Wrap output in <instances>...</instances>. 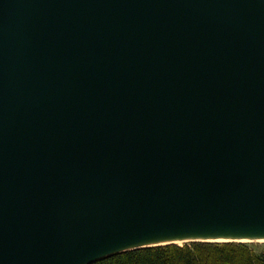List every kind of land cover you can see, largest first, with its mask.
Here are the masks:
<instances>
[{
    "label": "water",
    "instance_id": "1",
    "mask_svg": "<svg viewBox=\"0 0 264 264\" xmlns=\"http://www.w3.org/2000/svg\"><path fill=\"white\" fill-rule=\"evenodd\" d=\"M216 226L264 227V0H0V264Z\"/></svg>",
    "mask_w": 264,
    "mask_h": 264
},
{
    "label": "trees",
    "instance_id": "2",
    "mask_svg": "<svg viewBox=\"0 0 264 264\" xmlns=\"http://www.w3.org/2000/svg\"><path fill=\"white\" fill-rule=\"evenodd\" d=\"M90 264H264V250L250 242L192 241L130 249Z\"/></svg>",
    "mask_w": 264,
    "mask_h": 264
},
{
    "label": "bare ground",
    "instance_id": "3",
    "mask_svg": "<svg viewBox=\"0 0 264 264\" xmlns=\"http://www.w3.org/2000/svg\"><path fill=\"white\" fill-rule=\"evenodd\" d=\"M193 240L207 242H261L264 243V227H193L182 230H166L155 232L121 245L122 247H136L147 245H183Z\"/></svg>",
    "mask_w": 264,
    "mask_h": 264
},
{
    "label": "rangeland",
    "instance_id": "4",
    "mask_svg": "<svg viewBox=\"0 0 264 264\" xmlns=\"http://www.w3.org/2000/svg\"><path fill=\"white\" fill-rule=\"evenodd\" d=\"M252 245L256 248V250H264V243L261 242H254Z\"/></svg>",
    "mask_w": 264,
    "mask_h": 264
}]
</instances>
